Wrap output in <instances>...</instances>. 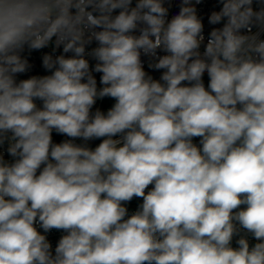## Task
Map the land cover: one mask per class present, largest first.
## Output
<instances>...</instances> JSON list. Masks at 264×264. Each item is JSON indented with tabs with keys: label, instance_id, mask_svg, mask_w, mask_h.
<instances>
[{
	"label": "clouds",
	"instance_id": "clouds-1",
	"mask_svg": "<svg viewBox=\"0 0 264 264\" xmlns=\"http://www.w3.org/2000/svg\"><path fill=\"white\" fill-rule=\"evenodd\" d=\"M174 2L0 0V264H264V0Z\"/></svg>",
	"mask_w": 264,
	"mask_h": 264
},
{
	"label": "built area",
	"instance_id": "built-area-1",
	"mask_svg": "<svg viewBox=\"0 0 264 264\" xmlns=\"http://www.w3.org/2000/svg\"><path fill=\"white\" fill-rule=\"evenodd\" d=\"M133 2L135 3V0H133ZM197 11H198V15L202 18L204 25H205V36H207L208 32L211 30L212 27H222V24L220 25H209L208 24V16L210 15V13L215 10V11H219L221 5L217 3V0H204V2L200 5H197ZM254 8H258V5L254 2L253 4ZM179 11V7H178V0H176V2L173 3L171 9H170V13H169V19L171 18L172 15L176 14ZM115 14V13H114ZM255 31V29H254ZM138 34V33H137ZM262 38H264V36H262ZM97 46L96 43L94 42L90 47H95ZM201 51H203V47L201 48ZM45 53H51L54 56L55 55H60L62 54V47L60 49H57L55 52H53V46L49 45L48 47L42 49V50H38V51H31L29 52L27 49H25L23 55L28 57L30 64L32 65V68L25 74H20L17 77V80L20 79H26L29 78L32 75H47L50 74L48 73L43 67H42V56ZM66 56H71L72 53H68L65 54ZM90 59V63L94 64L95 61H92L91 58ZM145 69L146 71H149V73L156 79H159L161 72L163 70L160 71H154V70H150L147 68V64H145ZM94 75L97 78V82H98V86L99 85V76L100 74L94 73ZM208 76L205 73L203 80L205 83V86L207 87L208 84ZM38 105H39V101H37ZM115 103V101L111 98H104L103 100H98L96 105L93 108V112L96 110V108H99L101 111L103 112H107V110L109 108L112 107V105ZM66 139V137H63L61 135H57L56 133H53V142L54 143H59L62 140ZM101 142V140L99 139H95V140H91L87 142V146L90 148H95L96 146H98V144ZM75 143L77 144H85L84 141L82 140H76ZM199 143V140H198ZM6 148H7V144L4 145L3 149H0V151H4V158L6 161L11 162L12 158L10 156L7 155L6 153ZM142 203V199L140 198H134L130 203L126 204L125 206L128 209V215H132L139 207V205ZM40 231L43 233V230L40 229ZM65 233H63L62 231H57V230H52L50 233H46L45 235H47L49 241L51 242L53 249L55 248L59 238L64 235ZM240 236H245L248 240L250 245H253L254 243H256L255 239L248 234L245 230L240 231L239 235L234 237L233 241H232V247H238V245L236 244V240L240 238Z\"/></svg>",
	"mask_w": 264,
	"mask_h": 264
},
{
	"label": "trees",
	"instance_id": "trees-1",
	"mask_svg": "<svg viewBox=\"0 0 264 264\" xmlns=\"http://www.w3.org/2000/svg\"><path fill=\"white\" fill-rule=\"evenodd\" d=\"M198 140H199V138H194L193 142H194L195 144H197V146L199 147L200 144L198 143Z\"/></svg>",
	"mask_w": 264,
	"mask_h": 264
}]
</instances>
